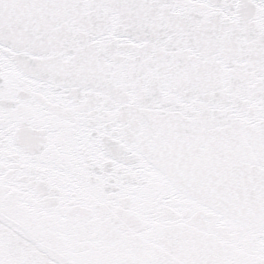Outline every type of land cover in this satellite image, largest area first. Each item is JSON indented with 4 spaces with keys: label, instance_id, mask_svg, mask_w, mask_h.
Wrapping results in <instances>:
<instances>
[{
    "label": "snow or ice",
    "instance_id": "obj_1",
    "mask_svg": "<svg viewBox=\"0 0 264 264\" xmlns=\"http://www.w3.org/2000/svg\"><path fill=\"white\" fill-rule=\"evenodd\" d=\"M0 264H264V0H0Z\"/></svg>",
    "mask_w": 264,
    "mask_h": 264
}]
</instances>
